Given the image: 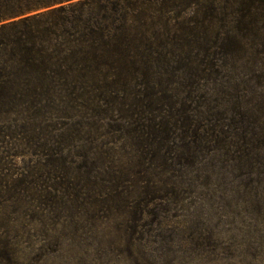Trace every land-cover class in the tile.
Masks as SVG:
<instances>
[{
	"label": "rangeland",
	"instance_id": "374dc122",
	"mask_svg": "<svg viewBox=\"0 0 264 264\" xmlns=\"http://www.w3.org/2000/svg\"><path fill=\"white\" fill-rule=\"evenodd\" d=\"M261 2L0 0V264H264Z\"/></svg>",
	"mask_w": 264,
	"mask_h": 264
},
{
	"label": "trees",
	"instance_id": "16d2710c",
	"mask_svg": "<svg viewBox=\"0 0 264 264\" xmlns=\"http://www.w3.org/2000/svg\"><path fill=\"white\" fill-rule=\"evenodd\" d=\"M259 2L262 3L261 0H259ZM190 3H193V2L190 1ZM187 33H188L187 36L192 37V38L195 37L193 29H191ZM8 62H10V59L6 60L5 62H0V93H1V95H4L8 91L9 88L12 89L14 82L10 81L11 76H15V74L18 72L15 70V68L12 65H8L7 64ZM189 63H190V61L187 64L185 63V65L183 66L184 70L186 72H188V74H189L188 77H186V81L184 82L186 85L189 84L190 81H192V76H194V73H193L194 70L190 66ZM185 89H188L186 93H188V94L191 93L190 90H192V85L185 87L184 90ZM138 102H139V100H138ZM142 105H143V103L141 102V106ZM135 122H137V121H135ZM136 129L137 128H135V130ZM202 132H204V131H201V129L199 128V129H197V131H195L193 133V135H191L193 140H194L193 143L204 140L203 137L199 136L202 134ZM83 157L86 159L85 156H83Z\"/></svg>",
	"mask_w": 264,
	"mask_h": 264
}]
</instances>
